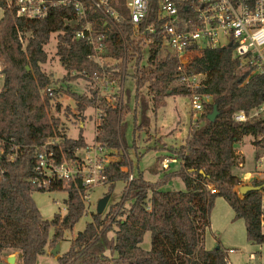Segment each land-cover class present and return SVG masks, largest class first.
<instances>
[{
  "label": "trees",
  "instance_id": "16d2710c",
  "mask_svg": "<svg viewBox=\"0 0 264 264\" xmlns=\"http://www.w3.org/2000/svg\"><path fill=\"white\" fill-rule=\"evenodd\" d=\"M156 6L154 3L149 21L155 18ZM66 18L71 19L65 10L47 20L35 21L17 18L11 9H6L0 19V62L5 71L0 91V135L26 147L25 154L8 165L7 178L0 182V264L13 253H18V264H36L38 256L54 249L87 210L79 181L54 182L48 189H37L32 184L35 151L48 139H61L60 159L63 154L73 157L77 148L86 145L82 132L77 139H71L59 130L56 120L47 118L41 100L40 89L50 83L41 65L47 62L45 46L51 36L64 32L56 36V55L67 73L63 82L68 84L74 79L72 72H101L89 59L85 45L73 39ZM109 41L108 55L121 61L118 67L131 63L133 68L134 100L139 104L140 117L137 123L135 109V133L148 128L150 101L152 110H156L157 104L161 105L170 94L189 95L185 86L171 87L177 82L179 59L169 48L168 52L162 49L160 35L133 38L126 26L122 37L111 32ZM108 69L107 74L122 86L125 70H112L111 74ZM197 71L206 74L199 92L210 95L212 100L192 123L185 143L170 150L169 157L179 161V169L161 170L157 181H147L139 173L129 182V174L123 171L128 165L124 155L111 161L106 171V195L111 196L115 184L122 181L125 186L121 199L102 215L92 214V220L72 240L70 249L57 257L58 264H230L228 253L220 246L211 250L204 246V232L210 226L218 196L231 206L235 220L245 221L248 241L264 244V180L251 185L260 190L240 196L236 187L242 180L233 172L245 161L235 148L244 137L254 136V147L264 148V118L244 123L232 118L241 110L250 114L264 105V74L251 76L250 70L240 68L232 48L207 49ZM143 88L147 94L142 93ZM127 94L129 99L128 91ZM70 95L76 101L79 118L85 119L84 112L91 107L101 113L95 141L109 150L121 151L127 126L124 115L131 113L128 104L122 105L120 98L110 105L96 91L91 96L76 92ZM215 106L218 116L209 121ZM161 159L164 156L158 161ZM175 176L182 178L186 190L163 191L162 186ZM54 191L67 194L66 210L49 221L43 219L32 196L34 192ZM147 232L151 234L150 250L141 246Z\"/></svg>",
  "mask_w": 264,
  "mask_h": 264
},
{
  "label": "built area",
  "instance_id": "2783aa9c",
  "mask_svg": "<svg viewBox=\"0 0 264 264\" xmlns=\"http://www.w3.org/2000/svg\"><path fill=\"white\" fill-rule=\"evenodd\" d=\"M154 3L157 4L156 15L149 21ZM6 9H11L17 18L35 21L47 20L59 10L67 11L71 19L66 18V22L73 39L85 45L89 59L101 69V72L79 74L95 88L97 96L110 105L118 101V94H113L118 82L106 71L110 67L105 61L113 59L108 55L109 35L115 32L122 37L126 26L133 38L146 34L162 37V49L168 52L169 48L179 59L177 82L189 90L195 112H203L212 97L199 92L206 74L197 71L198 63L189 62L190 55L203 56L207 49L232 48L240 68L250 70L251 76L264 74V0H0L3 14ZM58 34L64 32L55 35ZM149 42H153L152 39ZM4 81V66L0 62V91ZM47 91L49 96L53 95L50 88ZM96 112L99 124L102 115ZM232 118L241 123L263 119L264 105L250 114L241 110ZM60 148L58 137H51L37 148L32 184L37 189H48L54 182L79 181L83 189L80 195L89 203L92 190L108 186L106 171L111 160L106 154L107 148L96 141L86 143L75 150L73 157L63 154L62 159L58 154ZM25 149L14 139L0 135V182L7 178L8 165L22 157ZM175 161L164 159L162 168L167 169ZM128 180H133L132 174Z\"/></svg>",
  "mask_w": 264,
  "mask_h": 264
},
{
  "label": "rangeland",
  "instance_id": "374dc122",
  "mask_svg": "<svg viewBox=\"0 0 264 264\" xmlns=\"http://www.w3.org/2000/svg\"><path fill=\"white\" fill-rule=\"evenodd\" d=\"M2 16L3 11L0 10V19ZM45 52L47 54V62L41 65V70L50 78V83L40 89V96L45 103L47 118H54L58 129L69 138L77 139L80 132H82L85 142L93 144L95 142L97 124L96 109L93 107L88 108L84 112L85 119L79 118L76 116V101L71 97L70 93L76 92L77 94L91 96L95 88L87 79L80 76L75 77L79 74L77 72H72L71 75L74 79L68 81V84L63 82L67 73L56 55L57 38L55 34L51 36L49 43L45 46ZM164 56L165 54L162 55V57ZM188 60L190 63L200 64L201 56L190 55ZM120 63V60L114 59L105 61V65L110 67L108 70L111 74L112 70H125L127 75L123 79L122 86H119V81H116L118 82L114 85L116 93L113 94H118V99L122 97V105L128 104L131 113L124 115L127 126L122 150L118 152L117 150L107 149L106 154L111 161H116L120 155H124L128 165L123 171L129 175L132 174L133 178L142 173L145 180L157 181L161 178V170H164L162 168L164 159L160 161L158 159L162 156L165 159H173L169 157L172 156L170 150L177 149L185 143L192 123L196 122L203 112L198 113L193 110L189 95L170 94L163 98L161 105L157 104L156 110H152L153 101L148 103V128L135 133L133 116L135 109L138 117L137 123H139L140 117L139 104H136L134 100L135 86L131 76L133 68L130 66L131 63H125V66L118 67ZM176 86H179V83L174 81L171 87ZM48 88L52 90V96L48 95ZM142 93L147 94V89L143 88ZM255 140L256 138L250 135L244 137L240 143L235 145L237 152H240L239 154L245 159L244 163L242 162V166L236 167L233 171L238 173L242 180V183L236 187L240 196L239 187L252 185L256 180H264V148L254 147L253 142ZM179 167L178 160L168 165L169 171H175ZM254 176L257 177L255 178ZM124 186L125 183L122 181L115 184L105 211L121 199ZM161 189L163 191H185L186 186L181 177L175 176L163 185ZM107 192L108 186H100L91 191L90 202L86 204V213L71 230L65 233L64 239L59 243L58 254L56 256L51 254L52 249L38 256L36 264H58L57 257L70 249L72 240L92 220V214L96 213L98 201L105 197ZM32 197L43 219L50 221L57 213L65 214L64 200L67 198L65 192H34ZM52 234L53 229L50 230L49 236L51 237ZM203 238L206 249L211 250L218 246L224 249L228 253L231 264H264V244H255L248 241L245 221L243 219L235 220L233 209L223 197L218 196L214 201L210 216V226L205 230ZM141 246L144 250H150L151 234L149 232L144 235ZM230 250L233 251L229 252ZM14 256L16 255L14 254Z\"/></svg>",
  "mask_w": 264,
  "mask_h": 264
},
{
  "label": "water",
  "instance_id": "95a60500",
  "mask_svg": "<svg viewBox=\"0 0 264 264\" xmlns=\"http://www.w3.org/2000/svg\"><path fill=\"white\" fill-rule=\"evenodd\" d=\"M217 116H218V111H217V107L215 106L213 112L208 116V119H209V121H214ZM260 189H261V187H258V186L256 187V186H251V185H245V186H241L239 188V192H240L241 196H244L249 191H258ZM110 198H111L110 195H106L105 197H103L102 199H100L98 201L97 207H96V213L98 215H102L104 213ZM58 252H59V243L51 251V254L56 256L58 254ZM3 261L7 264H15L16 263V256H14V255L6 256L3 258Z\"/></svg>",
  "mask_w": 264,
  "mask_h": 264
},
{
  "label": "crops",
  "instance_id": "0c3cea01",
  "mask_svg": "<svg viewBox=\"0 0 264 264\" xmlns=\"http://www.w3.org/2000/svg\"><path fill=\"white\" fill-rule=\"evenodd\" d=\"M238 151V150H237ZM240 153V152H239ZM237 175H239L238 173H236ZM248 174H250V173H248ZM240 176V175H239ZM255 178L257 177V176H254ZM240 188V187H239ZM16 255V262L18 263V253H13V254H10V255ZM229 257V256H228ZM230 261V260H229ZM16 263V264H17ZM3 264H7V263H5L4 261H3ZM230 264H231V262H230Z\"/></svg>",
  "mask_w": 264,
  "mask_h": 264
}]
</instances>
